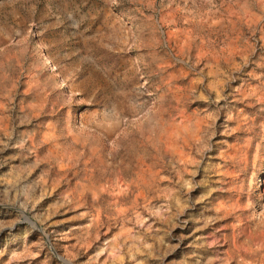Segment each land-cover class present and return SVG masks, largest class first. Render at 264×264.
<instances>
[{
	"label": "rangeland",
	"instance_id": "374dc122",
	"mask_svg": "<svg viewBox=\"0 0 264 264\" xmlns=\"http://www.w3.org/2000/svg\"><path fill=\"white\" fill-rule=\"evenodd\" d=\"M0 264H264V0H0Z\"/></svg>",
	"mask_w": 264,
	"mask_h": 264
},
{
	"label": "water",
	"instance_id": "95a60500",
	"mask_svg": "<svg viewBox=\"0 0 264 264\" xmlns=\"http://www.w3.org/2000/svg\"><path fill=\"white\" fill-rule=\"evenodd\" d=\"M141 83V82H140Z\"/></svg>",
	"mask_w": 264,
	"mask_h": 264
}]
</instances>
